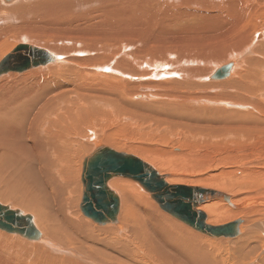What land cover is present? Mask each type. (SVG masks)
Returning a JSON list of instances; mask_svg holds the SVG:
<instances>
[{
	"label": "bare ground",
	"instance_id": "6f19581e",
	"mask_svg": "<svg viewBox=\"0 0 264 264\" xmlns=\"http://www.w3.org/2000/svg\"><path fill=\"white\" fill-rule=\"evenodd\" d=\"M89 2L103 4L95 9L98 12L93 10L84 15L81 9L85 5L81 0H15L13 3L0 0V62L22 44L47 48L59 58L56 62L21 74L9 72L0 76V205L9 208L10 212L20 211L29 215L41 233L39 239L29 240L0 229V264H114V259L121 256L129 259L130 264H148L140 255L154 256L162 264H223L216 256L212 259L207 257L198 237L166 219L152 204L150 206L155 212L150 210L143 214L137 206L146 204L142 203L143 196L135 185L152 199L151 194L137 182L126 178L116 177L108 182L120 197L117 223L97 226L83 216L79 207L85 221H90L97 228H112L107 232L115 235L112 236L115 241L97 243L86 232L76 237L77 227L66 215L67 201L76 192L82 198L83 185L81 178V184L78 181L82 172L73 175L71 149L83 144L81 134L94 129L96 123H101L99 119L114 118L117 123L119 119H131L143 109L169 108L175 112H186L184 104L188 99L201 100V93L208 89L216 92L214 96L220 106L202 110L200 118L191 120L209 121L216 132H222L221 139L227 137L228 132H245L248 135L256 134L253 133L255 131L264 132V0ZM129 8H134L137 13L133 14ZM97 14L99 23L90 20ZM111 22L123 25L107 29ZM134 23L136 25L132 28ZM252 27L254 29L250 31ZM68 41L70 45L66 47ZM49 43L58 46L52 47ZM228 65L232 67L227 78L211 80L217 70ZM152 77L159 80L150 81ZM139 79L148 80L138 83ZM194 81L202 83L189 87L194 85ZM135 86L148 94L156 88L170 90L155 94L163 101L142 106L131 102L146 98L143 93L135 94ZM178 89L181 93L175 92ZM217 90L224 93L218 96ZM51 110L61 113V116L52 124L55 132L50 133L46 125L50 118L47 113ZM91 133L97 137L94 131ZM98 134L101 135L100 132ZM210 138L215 140L216 137ZM95 145L83 156L82 170L84 158L100 144ZM126 147L137 155L127 150L126 153L150 164L165 176L168 184L214 191L196 208L206 216L208 225L219 226L240 219L241 232L237 238L214 239L207 236L210 239L231 241L240 238L246 230L253 228L248 225L245 214L264 211V195H246L235 189L232 177L205 180L189 172L188 155L194 154L192 150L185 153L182 163L139 147ZM174 150L178 151L174 155L179 158L181 151ZM53 176L65 181L66 187L59 184V189L67 191V196L66 193L58 194ZM115 185L122 186L123 191V187L127 189L129 196L124 192L129 205L124 193ZM223 196H229L230 203ZM124 200L128 208H125V213L121 212L125 210ZM10 201L13 204H7ZM223 201L236 211L228 209ZM121 213L135 227L127 229ZM237 216L241 217L235 219ZM255 226L264 235L262 223ZM124 227L123 231L117 230ZM259 234L252 232L247 235L246 244L251 246L255 240L258 243ZM157 236L182 252V256L158 245ZM90 242L103 245L108 250L101 255L103 261L92 258L82 248ZM138 242L145 246L134 248ZM72 247L79 248L76 250L78 253ZM241 250L239 248L238 254Z\"/></svg>",
	"mask_w": 264,
	"mask_h": 264
},
{
	"label": "rangeland",
	"instance_id": "374dc122",
	"mask_svg": "<svg viewBox=\"0 0 264 264\" xmlns=\"http://www.w3.org/2000/svg\"><path fill=\"white\" fill-rule=\"evenodd\" d=\"M14 1L9 3H13ZM81 4L85 5V7L81 9L82 10L81 13L86 15L88 12L95 10L98 6L102 5L103 3H91L89 2V0L86 1L81 0ZM129 10L133 14L137 13L134 8H129ZM94 12H98V11L95 10ZM99 18L100 16L99 14H97L96 17L90 20H96V22L99 23L100 22ZM118 25L121 26L123 24L122 23L115 24L111 22L107 24L106 28L113 30L116 29ZM135 25L136 23L132 24L131 25L132 28ZM253 29L254 27H252L250 31ZM58 34H62V33H58ZM49 44H51L52 47L58 46V45H54V43H49ZM38 45H42V44H38ZM69 45H70L69 41L66 42L65 46L69 47ZM146 80L148 79L145 80L139 79L137 80V82L138 83L146 82ZM155 80H159V79H156L154 77L150 78V81H155ZM206 80L207 78L205 79V81ZM200 83H202V81H200ZM200 83L194 81V85L189 87L200 86ZM134 89H136L137 91V93L135 94L143 93L146 96V98L143 101L141 100L131 101L130 99L129 100L133 103H138L142 106H145V103H152L153 101H163L161 97L158 98L155 94L159 91L167 92L170 90L168 88H163V89L156 88L152 94H148L147 92L140 90L137 86H135ZM217 91H219L218 96L224 93L221 90H217ZM144 92L147 93L148 95H146ZM175 92L181 93L179 89L176 90ZM215 94L216 92L213 89H208L207 91L201 93V97H203L201 100L198 98L188 99V102L184 104V108L186 109V112L171 111L169 108H167V106H165L167 110L164 109L140 110L139 114H136V116H133L131 119H125V120L119 119L117 123H115L114 118L99 119L101 120L100 121L101 123H96L97 126H95L94 129H89L90 131L85 130V132L81 134L83 136L80 137V140L83 142V144L75 145V147L71 149L73 153L72 162H71L73 168V175L75 174L77 176L79 172H82L81 161L83 156L87 154L98 141H100L98 144H106V145L108 144L117 150L125 151V152L129 151L126 146L139 147L140 150L144 149L151 153L156 152L165 158L173 159L182 163L185 153L189 152L188 150H192L194 154L188 155L189 157L187 164L190 166L189 172L198 174L201 176L200 177L201 179H205V180L211 178L223 180L224 178L232 177L234 179L235 189H239L243 191L244 194L246 195H251V196L264 195V183H263L264 182V132L259 131L257 133L256 131L255 132L252 131L253 133H256L252 135H248L245 132H228L226 133L227 137H223L221 139L220 135L222 134V132H216L215 126L209 121H205L204 123H201L199 121L191 120L192 118L195 119L200 118L199 114L203 113L202 110H206L207 108H216L220 106L216 102V98L214 96ZM92 107L95 108L96 105H93ZM56 108H58L59 110L61 109V107L57 105ZM47 114H50V118L48 119L46 128L50 133L55 132V130L52 127V124L58 121L57 117L61 116V113L59 114L57 112H54V110H51ZM92 131L95 132V135L98 137V138L96 137L97 139L91 133ZM99 132L101 135L98 134ZM210 136H215L216 137L215 140H211ZM94 138L96 139V141ZM174 149H178L179 152L181 151L180 154L181 156L179 158L175 157L176 155L174 154L176 150ZM129 153L136 154L133 151H129ZM77 155H79L78 157L79 159L77 158ZM79 163L80 165H78ZM78 167L80 171H78L79 170ZM241 171L242 173H240ZM80 175L81 173H79L78 175L79 176L78 181L81 184ZM53 177L55 178L56 183L58 185V194L65 195L66 193L67 196V191H64L63 189L62 190L59 189V184H62L64 185V187H66L65 181L62 180V178H58L55 176ZM253 180H258V181L256 183H253L252 182ZM130 183L135 185V183L133 182ZM115 186L118 187V185ZM121 187L118 188H120L119 190L122 191V194L124 193L123 194L124 197L125 193L127 192V189L123 187L124 191H126L124 192L121 189ZM135 187L139 189L141 197L143 196V198L141 199L142 203L146 204V206L144 205V207L137 206L138 208H140L143 214L144 213L147 214L148 213L147 211L150 210L152 212H155L154 209H156L161 215H164L165 218L168 219L169 221L179 225L183 229L188 230L192 235H195L201 240V244L205 248L206 256L209 257L210 259L216 256L219 259V261L223 264H235V263L264 264V235L260 231V229L255 226L256 223L260 222L264 227L263 210L257 212H249L245 214L244 217L247 218V220L249 221L248 225L253 226V228H251V230H246V233L240 238L231 241L223 240V239H221L220 241L219 240L216 241L208 238L203 234L201 235L195 232L191 228L187 227L186 225L182 224L181 222L167 215L166 213H164L159 209V207L155 204V202L147 194H145L137 186V184L135 185ZM81 190H82V186H81ZM126 194L128 195L129 193L127 192ZM127 195L125 196V200L128 198ZM80 197L81 194L78 197V192H76L75 195L72 194L71 200L68 199L67 201L68 213L66 215L70 220L73 221V223L77 227V231L74 232V235L76 237H81L82 234L86 232L88 234V237L93 238V240L97 243L111 242V240L115 241L112 238V236L115 235L112 234V232H107L109 231V229L112 228H97L92 223H90L89 220H88L89 222L84 220V217L82 216L79 210V204L81 200ZM138 198L139 197H137V199ZM125 200H124V209L127 208L126 201L128 202L129 199L126 201ZM9 203L13 204V202L11 201L7 202V204ZM223 203L225 204V206L228 207V209L232 211H236L227 202L223 201ZM127 205H129V202L127 203ZM150 205L155 206L156 208L153 209V207H151ZM21 209H23V207H21ZM122 211L123 213H125L126 209L121 210V212ZM25 213L27 214V212ZM55 213L57 214L56 211ZM123 213H121L123 216L121 220L123 223L126 222L125 227L127 229H131L135 227L134 224H132V221L129 220V218H126V216L124 217ZM207 215L209 220L210 219L209 213ZM238 217L241 216H237L235 217V219H237ZM79 218H81V220ZM65 220H67V218H65ZM227 222H225V224ZM125 227L123 229H117V228L115 229L119 231L120 230L123 231ZM252 232L254 233L260 232L259 235L261 236V238L259 239L258 243L257 240H255L251 246H248L245 242V239L248 237L247 235H249ZM20 240L22 239L20 238ZM22 241H26V240L23 239ZM97 243L90 242L88 243V245L82 248L86 249V251L92 255V258L103 261L101 255L107 253L108 250L103 245H99ZM156 243L162 246L168 252L177 256H182V252L172 247L171 245L167 244L159 236L156 237ZM133 246L134 248L138 249L141 248L142 246H145V244L138 242ZM90 247H95V249H91ZM239 248H241L242 250L238 254ZM72 249H74L75 252L78 253L76 250H78L79 248L72 247ZM139 257L141 259H144L145 263L148 262V264H162L154 256H152V258H149L140 255ZM202 258L203 255H201V259ZM114 260H116L114 264H130L129 259L123 256H121V258H115Z\"/></svg>",
	"mask_w": 264,
	"mask_h": 264
},
{
	"label": "water",
	"instance_id": "95a60500",
	"mask_svg": "<svg viewBox=\"0 0 264 264\" xmlns=\"http://www.w3.org/2000/svg\"><path fill=\"white\" fill-rule=\"evenodd\" d=\"M13 0H5L11 2ZM49 50L34 45H18L0 62V76L9 72H25L31 68L58 61ZM232 65L217 70L211 80L228 77ZM126 178L137 182L152 199L170 216L182 221L197 232L214 239H234L241 232L240 219L224 225L211 226L197 206L212 196L214 191L186 185H170L150 164L132 154L119 152L107 145L96 146L83 161L81 181L83 185L80 210L84 217L97 226L118 222L120 197L108 182L112 178ZM223 199L230 203L229 196ZM0 205V229L19 234L29 240H37L41 233L31 217L22 212L8 211Z\"/></svg>",
	"mask_w": 264,
	"mask_h": 264
}]
</instances>
